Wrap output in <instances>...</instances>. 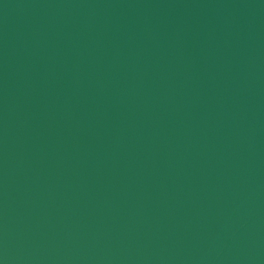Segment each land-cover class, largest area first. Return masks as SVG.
<instances>
[{
	"label": "water",
	"instance_id": "95a60500",
	"mask_svg": "<svg viewBox=\"0 0 264 264\" xmlns=\"http://www.w3.org/2000/svg\"><path fill=\"white\" fill-rule=\"evenodd\" d=\"M0 264H264V0H0Z\"/></svg>",
	"mask_w": 264,
	"mask_h": 264
}]
</instances>
